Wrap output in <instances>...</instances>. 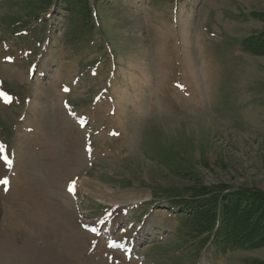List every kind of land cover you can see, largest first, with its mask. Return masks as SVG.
<instances>
[{
	"label": "rangeland",
	"instance_id": "rangeland-1",
	"mask_svg": "<svg viewBox=\"0 0 264 264\" xmlns=\"http://www.w3.org/2000/svg\"><path fill=\"white\" fill-rule=\"evenodd\" d=\"M85 1L92 19L0 0V264H264V239L216 254L161 207L188 197L186 172L264 221V54L240 44L264 32V0Z\"/></svg>",
	"mask_w": 264,
	"mask_h": 264
},
{
	"label": "trees",
	"instance_id": "trees-1",
	"mask_svg": "<svg viewBox=\"0 0 264 264\" xmlns=\"http://www.w3.org/2000/svg\"><path fill=\"white\" fill-rule=\"evenodd\" d=\"M68 10L72 15L83 16L86 19H92V14L89 12V6L85 0H67ZM45 4H50L51 0H43ZM86 4L84 6H81ZM253 15H255L253 13ZM260 17L259 15H256ZM262 19V18H260ZM90 23V21H89ZM82 27V28H81ZM78 31L83 28L89 30L86 23L81 26L77 25ZM242 49L251 54H264V32L254 35H249L241 40ZM179 176L186 177L188 180H193L194 185L182 189L180 192L188 197H175L176 193H171V201L173 206L179 208L176 214V219L179 222L178 231L182 234L187 232L194 236H202L201 242L210 240L216 251H228L233 249L251 247L262 243L264 239V221L257 224L243 221L240 218H234L233 208L227 205V201L234 197L222 196L219 199V194L227 189L225 186H203L199 181H194L189 173L182 172ZM256 194H252V199H255ZM250 196V195H249ZM236 198V197H235ZM237 199V198H236ZM213 200V202H212ZM212 202V204H211ZM233 202V203H232ZM239 202V200L237 201ZM235 203V199L230 201V204ZM211 206V210H204L207 206ZM261 210V208L259 209ZM258 210V212H259ZM256 214V213H255ZM257 217V216H256ZM255 216L253 217V219ZM256 219V218H255Z\"/></svg>",
	"mask_w": 264,
	"mask_h": 264
},
{
	"label": "bare ground",
	"instance_id": "bare-ground-1",
	"mask_svg": "<svg viewBox=\"0 0 264 264\" xmlns=\"http://www.w3.org/2000/svg\"><path fill=\"white\" fill-rule=\"evenodd\" d=\"M76 180V179H75ZM74 180V181H75ZM72 182L71 184H70V187H73L74 189H76V187H77V184H76V182ZM101 229V227H99V230ZM109 244L110 245H112V246H117L118 245V243L117 242H114L113 240H109ZM121 249H123V251H125V253L128 255L129 254V251H130V248H126V247H122V246H119Z\"/></svg>",
	"mask_w": 264,
	"mask_h": 264
},
{
	"label": "snow or ice",
	"instance_id": "snow-or-ice-1",
	"mask_svg": "<svg viewBox=\"0 0 264 264\" xmlns=\"http://www.w3.org/2000/svg\"><path fill=\"white\" fill-rule=\"evenodd\" d=\"M4 183H7V181H4ZM73 190H74L73 187H70V188H69V191H73Z\"/></svg>",
	"mask_w": 264,
	"mask_h": 264
}]
</instances>
